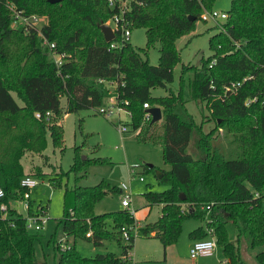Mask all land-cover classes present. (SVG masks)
<instances>
[{"label": "trees", "instance_id": "1", "mask_svg": "<svg viewBox=\"0 0 264 264\" xmlns=\"http://www.w3.org/2000/svg\"><path fill=\"white\" fill-rule=\"evenodd\" d=\"M213 1L132 0L126 16L129 28L145 30L146 48H134L128 40L109 49L100 29L115 12L107 0H0V186L4 191L0 199V264H46L35 255L39 233L26 228L25 216L12 204L29 191L21 185L23 177L30 174L21 160L27 153H35L45 163L48 135L54 147L62 148L64 115L96 108L109 95L110 89L99 79L116 82L114 91L119 99L128 101L124 107L132 113L134 129L153 124L144 121L143 103L162 109V154L170 169L162 170V177L157 178L168 188L144 193L149 205L162 208L160 216L147 223L142 233L154 232L165 248L176 241L184 219L199 218L205 228L191 230L189 237L207 238L206 229L212 228L217 247L229 264H246L240 250L242 237L251 248L264 245V0H231L222 23L224 31L219 29L209 38L212 55L199 66L183 63L177 90L169 87L174 82L173 69L180 62L177 39L194 30L203 9L212 10ZM8 4L26 15L47 16L40 31L55 43L57 51L69 55L61 68L62 76L47 60L37 29L10 27ZM190 15L195 19L190 20ZM156 44L159 58L152 65L147 50ZM243 78L247 79L235 94L218 97L223 95L225 84ZM184 85L190 99L207 108L209 120L214 122L210 131L204 132L187 112L182 98ZM156 87L168 93L151 96L150 90ZM252 97L256 101L246 105L245 100ZM35 112L42 117L37 118ZM194 128L200 131L194 143L196 154L188 151ZM218 130L224 133L219 145L213 143ZM80 164L76 160L72 170ZM34 175L44 176L40 172ZM49 181L60 184L57 177ZM114 190L121 192L120 187L104 182L76 186L73 206L65 207L60 220L64 234L95 246L113 238L121 243L120 228L133 225L131 212L124 208L94 213L95 202ZM27 211L31 213V207ZM124 240L128 244L122 246V257L111 252L85 257L74 244L61 247L57 243L54 264H122L134 238ZM254 261L264 264V250L255 254Z\"/></svg>", "mask_w": 264, "mask_h": 264}, {"label": "rangeland", "instance_id": "2", "mask_svg": "<svg viewBox=\"0 0 264 264\" xmlns=\"http://www.w3.org/2000/svg\"><path fill=\"white\" fill-rule=\"evenodd\" d=\"M230 4L231 0H214L211 7L217 11H227ZM37 15L42 20L38 23L41 28L47 24L48 19L46 15ZM107 21L108 19L103 23L107 24ZM219 29L218 24L212 20L205 22L199 19L193 31L177 39L176 46L180 52V62L173 69L174 82L169 85L170 88L177 90L183 63L199 66L202 59L212 55L209 38ZM129 43L134 48H146L145 30L131 28ZM147 58L152 65L158 63L159 46L157 44L147 50ZM104 84L110 90L115 87L113 82L107 81ZM167 93L168 90L161 87L150 90L151 96H164ZM13 96L21 105L17 96L15 94ZM182 98L187 112L193 117L195 123L202 125L204 132L210 131L214 127V122L209 120V112L203 103L190 99L187 85L182 88ZM64 104L65 97H62L61 106ZM120 119L121 121L116 115L107 117L98 114L95 107L67 113L61 119L62 148L54 147L48 135L47 146L43 152L48 157L45 163L43 158L35 153H27L22 158L25 172L30 173L29 175L37 181V185L30 189L31 210L35 212L40 207H45L47 210L46 220L42 228L37 231L39 239L34 243L37 260L41 263L54 264L59 253L57 243H60L62 247L74 244L77 251L85 257H93L96 253L104 252H111L122 257V246L128 244L127 240L123 239L119 243L113 238L95 246L86 239L74 240L71 236H66L60 224L65 207L73 206L72 190L76 186L87 187L104 182L112 188H119L122 184H126L132 194L129 210H132L133 225L136 224V230L132 231L133 245L123 257L122 264H229L219 247H216L211 256H199L196 259L190 257L189 232L198 227L205 228L204 221L199 218L184 219L176 241L165 248L151 233L148 235L142 233V228L147 223L154 222L160 216L162 208V205H149L144 193L146 191L161 192L168 188L166 184L159 183L157 178V172L170 169L162 154L163 126L160 120L152 125L143 124L134 129L130 124V118L125 113L121 112ZM120 123L126 124L128 131L121 133L118 129ZM199 133V128L193 129L188 146V151L192 154H196L194 143L199 138ZM222 139H224L223 131L218 130L214 133V144L219 145ZM76 160L81 164L74 171L72 166ZM36 172L44 176L34 175ZM50 177L54 179L57 177L60 184H51ZM140 177L143 178L142 181ZM121 199L122 193L117 190L107 193L95 202L94 213L102 214L124 209ZM27 202L28 200L22 199L13 201L12 204L19 213L27 216L28 211L25 208ZM108 223L109 229L112 230L111 220ZM240 250L246 264H255L254 256L257 252L264 250V245L251 248L242 237Z\"/></svg>", "mask_w": 264, "mask_h": 264}, {"label": "built area", "instance_id": "3", "mask_svg": "<svg viewBox=\"0 0 264 264\" xmlns=\"http://www.w3.org/2000/svg\"><path fill=\"white\" fill-rule=\"evenodd\" d=\"M131 2L132 0H107L110 8L115 10L113 15L107 21V25H109L114 32V38L109 41V49H116L120 47L125 41H128L130 38V22L126 16L131 9ZM8 8L12 12L10 27L22 28L24 31L37 29L39 41L46 53L47 60L55 65V67L57 68V74L62 76L61 68L67 61L69 55L65 52L57 51L55 43L49 41L47 37L43 35V33L40 31L41 28L38 26V23L42 21L41 18L37 14L26 15L21 10L16 9L12 4H8ZM226 18V11H217L212 9L204 10L201 13L202 21L206 22L212 20L214 23L218 24L220 29L223 31L224 28L222 26V23L226 20ZM211 64H213V61L211 62ZM246 79L247 78H243L242 81L230 82L228 84H225L223 87V95H219L218 97L224 99L226 96L235 94ZM98 81L101 83H105L107 81L113 82L115 84V87L113 90H109V95L99 106L95 108V111L98 114L107 117L116 115L119 121H121V112L125 113L130 118L132 115L131 111L124 107V105L128 104V101L119 99L118 94L114 91L116 88V82L114 80L105 79H99ZM254 101H256V97L247 98L245 100V104L249 105ZM143 107L145 108L144 121L151 120V115L146 110L152 106L145 102L143 103ZM49 114V112L45 113V115L47 116H49ZM35 116L37 118H41L42 114L40 112H35ZM118 129L121 133L128 131L127 125L122 123L119 124ZM140 180L142 181L143 178L140 177ZM21 185L29 189V191L25 192L23 195V199L28 200V202L25 203V208L28 210L30 208V189L37 185V181L34 177L26 175L21 180ZM120 190L122 193L121 205L129 210L132 197L129 187L126 184H122ZM3 195L4 191L0 186V199L3 197ZM1 209L5 211L4 206H2ZM129 211L132 213V210ZM45 215L46 210L43 207L38 208L35 212L32 211L31 213H28L27 216H25L26 228L30 231H39L46 220ZM133 230H136L135 223L134 225H124L120 228L122 237L124 239H129V237L132 236ZM206 230L208 233V238L194 241L189 248V255L192 259H196L199 256H211L217 247L215 237L213 236V229L209 228Z\"/></svg>", "mask_w": 264, "mask_h": 264}, {"label": "water", "instance_id": "4", "mask_svg": "<svg viewBox=\"0 0 264 264\" xmlns=\"http://www.w3.org/2000/svg\"><path fill=\"white\" fill-rule=\"evenodd\" d=\"M61 0H48L49 3H57V2H60ZM188 18L190 20H194L195 17L194 16H188ZM100 29H101V32L103 34V38L106 42H109L111 41L113 38H114V32L112 30V28L107 25V24H104V23H101L100 24ZM148 113H150L151 115V123H155L157 121H160L161 118H162V110L159 106H152L150 108H148L146 110ZM157 177L158 178H161L162 177V172L159 171L157 172ZM184 195L183 193L180 194V199H184ZM189 211H192V207L190 206L189 207Z\"/></svg>", "mask_w": 264, "mask_h": 264}, {"label": "crops", "instance_id": "5", "mask_svg": "<svg viewBox=\"0 0 264 264\" xmlns=\"http://www.w3.org/2000/svg\"><path fill=\"white\" fill-rule=\"evenodd\" d=\"M30 200V199H29ZM45 210H46V208L45 207H43ZM47 211V210H46ZM154 234V232H152L151 233V235H153ZM208 238V237H207ZM206 239V238H205ZM194 241H196L195 239H191V244L194 242ZM191 246V245H190Z\"/></svg>", "mask_w": 264, "mask_h": 264}]
</instances>
